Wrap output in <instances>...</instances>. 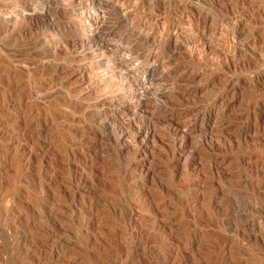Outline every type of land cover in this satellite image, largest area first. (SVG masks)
<instances>
[{
	"label": "rangeland",
	"instance_id": "374dc122",
	"mask_svg": "<svg viewBox=\"0 0 264 264\" xmlns=\"http://www.w3.org/2000/svg\"><path fill=\"white\" fill-rule=\"evenodd\" d=\"M0 264H264V0H0Z\"/></svg>",
	"mask_w": 264,
	"mask_h": 264
},
{
	"label": "bare ground",
	"instance_id": "6f19581e",
	"mask_svg": "<svg viewBox=\"0 0 264 264\" xmlns=\"http://www.w3.org/2000/svg\"><path fill=\"white\" fill-rule=\"evenodd\" d=\"M189 17V16H188ZM170 34V33H169ZM94 40V39H93ZM166 111V110H165ZM134 130V129H133Z\"/></svg>",
	"mask_w": 264,
	"mask_h": 264
}]
</instances>
